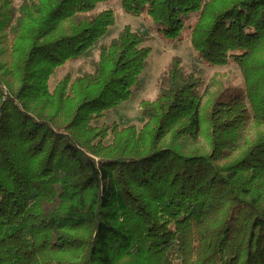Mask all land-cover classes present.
Wrapping results in <instances>:
<instances>
[{"label":"trees","instance_id":"trees-1","mask_svg":"<svg viewBox=\"0 0 264 264\" xmlns=\"http://www.w3.org/2000/svg\"><path fill=\"white\" fill-rule=\"evenodd\" d=\"M109 2L0 0V264H264V131L248 137L264 126V0H121L165 43L188 30L200 62L243 78L204 101L173 56L141 129L94 125L150 54L129 25L104 43ZM78 60L91 70L51 90Z\"/></svg>","mask_w":264,"mask_h":264},{"label":"rangeland","instance_id":"rangeland-1","mask_svg":"<svg viewBox=\"0 0 264 264\" xmlns=\"http://www.w3.org/2000/svg\"><path fill=\"white\" fill-rule=\"evenodd\" d=\"M21 0H14L15 6H18ZM111 9L115 13V24L109 29L108 36L104 43L117 36L125 25H129L133 31L146 33L149 37L147 46L150 47L148 58V67L140 76L139 86L133 89L131 98L122 104L118 109L108 112L105 118L94 122L99 127L103 124L110 125L116 123L118 127L124 128L135 126L141 129L145 121L141 118L139 103L142 100L152 101L157 95L156 80L158 76L165 70L167 64L173 56H179L182 59V66L186 72L197 71L203 79L201 94L204 101L214 93L223 92L226 89L236 90L243 85L241 71L233 62L224 67L208 66L200 62L196 52L191 48L189 41V31H183V37L180 42L167 44L162 41L155 33L154 25L151 21L142 17H133L124 13L121 8V0H110L106 5L100 4L96 11ZM196 17H190L185 23V29L194 24ZM96 53L94 58H96ZM91 70L88 61L78 60L69 62L62 68L58 69L49 81L52 90L55 84L66 74L71 73L76 77L82 72ZM248 137L255 138L260 131H264V126L256 128L252 124L249 125ZM110 138L105 142L109 144ZM172 229V227H170Z\"/></svg>","mask_w":264,"mask_h":264}]
</instances>
